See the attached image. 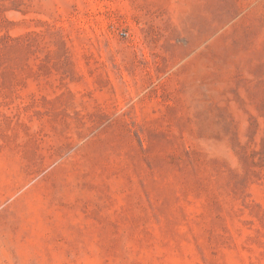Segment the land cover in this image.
Masks as SVG:
<instances>
[{
	"label": "rangeland",
	"instance_id": "rangeland-1",
	"mask_svg": "<svg viewBox=\"0 0 264 264\" xmlns=\"http://www.w3.org/2000/svg\"><path fill=\"white\" fill-rule=\"evenodd\" d=\"M0 264H264V0H0Z\"/></svg>",
	"mask_w": 264,
	"mask_h": 264
}]
</instances>
